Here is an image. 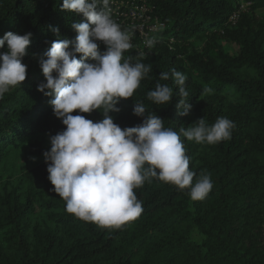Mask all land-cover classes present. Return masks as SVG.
Returning a JSON list of instances; mask_svg holds the SVG:
<instances>
[{"label":"trees","instance_id":"obj_1","mask_svg":"<svg viewBox=\"0 0 264 264\" xmlns=\"http://www.w3.org/2000/svg\"><path fill=\"white\" fill-rule=\"evenodd\" d=\"M118 1L127 8L144 3L151 9L150 24L163 27L145 38L131 27L133 17H120L127 8L111 13L132 35L133 48L125 58L142 50L141 62L152 70L133 98L117 105L121 111L110 115L124 129L142 124L144 118L134 115L137 101L146 115L156 113L177 132L200 118L209 125L221 116L232 120L231 139L214 145L181 134L190 170L196 178L207 170L213 188L205 199L192 201L188 189L152 178L134 189L141 215L119 230L100 229L68 214L52 190L43 155L51 149L50 135L66 126L54 115V97L38 90L46 83L39 58L52 41H75L72 24L84 17L62 11L63 0H0V38L9 31L32 33L23 58L27 79L0 98V264H264V0ZM152 37L159 42L148 49L144 41ZM99 43L103 53L106 46ZM226 43L238 52L229 53ZM4 52L7 44L0 48ZM173 68L187 76L193 106L188 116L177 108L178 86L159 79ZM156 82L172 88L169 104L147 99ZM205 87L212 93L203 95ZM83 115L103 119L99 110ZM22 158L4 180L2 172Z\"/></svg>","mask_w":264,"mask_h":264},{"label":"clouds","instance_id":"obj_2","mask_svg":"<svg viewBox=\"0 0 264 264\" xmlns=\"http://www.w3.org/2000/svg\"><path fill=\"white\" fill-rule=\"evenodd\" d=\"M109 2L63 0L61 10L82 15L84 21L72 24L78 33L75 41H52L39 58L46 83L38 90L54 97L50 100L54 115L66 126L50 135L51 149L43 153L52 190L63 199L68 214L100 229L119 230L141 215L142 203L134 189L152 178L181 191L188 189L192 201L205 199L213 188L211 175L204 170L196 178V172L190 170L181 134L188 141L214 145L231 139L235 124L223 116L211 125L200 118L177 132L166 128L156 113L146 115L144 104L137 101L134 115L143 117V123L126 129L115 123L110 113L121 111L117 107L121 100L133 98L152 65L141 62L145 58L142 50L125 58V52L133 48L132 35L112 18ZM54 31L59 35L58 28ZM31 37L30 32L9 31L0 38V48L7 44V52L0 53V98L26 81L23 58L28 55ZM99 42L106 46L103 53ZM158 42V37H152L144 44L152 49ZM159 79L173 80L179 89L180 115H190L193 106L185 88L187 76L173 68L171 75L161 72ZM212 91L205 87L203 95ZM172 98V88L159 82L147 92V99L157 105H167ZM97 110L103 114L100 121L83 115Z\"/></svg>","mask_w":264,"mask_h":264},{"label":"built area","instance_id":"obj_3","mask_svg":"<svg viewBox=\"0 0 264 264\" xmlns=\"http://www.w3.org/2000/svg\"><path fill=\"white\" fill-rule=\"evenodd\" d=\"M115 7H117V8H115ZM121 7L122 8H127L126 5L123 3V1H118V0H111L110 1L109 8L111 9V13L116 12V9H120ZM127 9L129 10V12H120L119 13L120 17H124V16L128 17L130 15L131 17H133V20L134 19L135 20L136 19L137 20L138 19H143L144 23L150 22V17L147 14V12L150 11L151 9L147 5H145L144 3L143 4L136 3L135 5H132V6L128 7ZM143 11H145L146 13L144 14L143 18H140V14ZM237 18H238V15L234 14L231 17V21L234 22V21H236ZM159 27H163V24H160V23L156 22L151 27H147V26L145 27V24H143L142 26H140L138 28H136V27H134V28L137 29L143 37L147 38L149 36L148 32L150 30L154 31V30H157ZM144 28H146V29H144Z\"/></svg>","mask_w":264,"mask_h":264},{"label":"rangeland","instance_id":"obj_4","mask_svg":"<svg viewBox=\"0 0 264 264\" xmlns=\"http://www.w3.org/2000/svg\"><path fill=\"white\" fill-rule=\"evenodd\" d=\"M146 12L145 11H143V12H141V14H140V18H143L144 17V14H145ZM135 15V14H134ZM146 18V17H145ZM134 21V23L131 25V27H136V28H138V27H140V26H142L143 24H145V27L147 26V27H151L152 25L150 24V22H148V23H144L143 22V19H134L133 20ZM144 29H146V28H144ZM225 48H226V50L229 52V53H231V54H235V53H237L238 52V50H237V48L235 47V46H233V45H230V44H228V43H226L225 44ZM27 69H28V65H27ZM12 89V88H11ZM24 161V159L22 158V159H19V160H17L15 163H14V165L11 167H9V168H7V170L6 171H4V172H2V178L5 180V179H7V177L11 174V172L13 171V169H14V167H15V165L17 164V165H20L22 162Z\"/></svg>","mask_w":264,"mask_h":264}]
</instances>
